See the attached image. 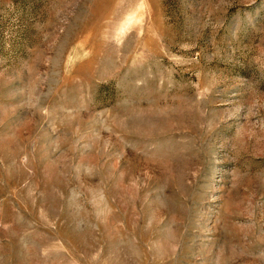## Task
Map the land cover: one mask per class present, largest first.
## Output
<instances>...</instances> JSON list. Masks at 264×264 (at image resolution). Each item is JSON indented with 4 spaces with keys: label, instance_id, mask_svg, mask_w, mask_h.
Returning <instances> with one entry per match:
<instances>
[{
    "label": "rangeland",
    "instance_id": "1",
    "mask_svg": "<svg viewBox=\"0 0 264 264\" xmlns=\"http://www.w3.org/2000/svg\"><path fill=\"white\" fill-rule=\"evenodd\" d=\"M0 264H264V0H0Z\"/></svg>",
    "mask_w": 264,
    "mask_h": 264
}]
</instances>
